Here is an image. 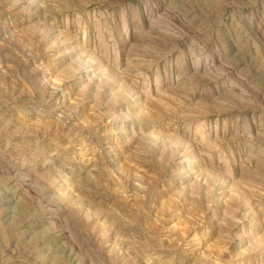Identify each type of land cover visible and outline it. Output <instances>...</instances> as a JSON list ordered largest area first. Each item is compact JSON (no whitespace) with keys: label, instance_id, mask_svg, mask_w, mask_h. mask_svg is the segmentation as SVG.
Returning a JSON list of instances; mask_svg holds the SVG:
<instances>
[{"label":"rangeland","instance_id":"1","mask_svg":"<svg viewBox=\"0 0 264 264\" xmlns=\"http://www.w3.org/2000/svg\"><path fill=\"white\" fill-rule=\"evenodd\" d=\"M0 264H264V0H0Z\"/></svg>","mask_w":264,"mask_h":264},{"label":"bare ground","instance_id":"2","mask_svg":"<svg viewBox=\"0 0 264 264\" xmlns=\"http://www.w3.org/2000/svg\"><path fill=\"white\" fill-rule=\"evenodd\" d=\"M79 67V66H78ZM85 67V68H84ZM83 68H78L77 69V71H79V72H81L82 74H84V75H87L88 74V69H87V67L86 66H84ZM133 75V74H132ZM130 78V77H129ZM133 79V78H132ZM140 80V79H139ZM138 80V78L137 77H135V79L134 80H131L133 83H134V85H137V84H139V81ZM143 83V82H142ZM143 85V84H142ZM90 86V85H89ZM138 86H140L141 87V85H138ZM160 86V85H159ZM92 87V86H91ZM143 89V88H142ZM144 90H146V89H144ZM141 91H143V90H141ZM157 91V90H156ZM146 91H144L143 93H145ZM160 92V91H159ZM142 93V94H143ZM150 93V92H149ZM141 94V93H140ZM148 94V93H147ZM151 94V93H150ZM144 95H146V93L144 94ZM145 97V96H144ZM149 98V97H148ZM147 98V99H148ZM146 99V98H145ZM150 99H152V98H150ZM199 125V124H198ZM196 128V127H195ZM197 130V129H196ZM199 130H197V132H198ZM196 132V131H195ZM199 134V133H198ZM195 136H197V134L195 135ZM202 134L200 135V140L199 141H201L202 143H203V139H202ZM198 138V137H197ZM199 141H198V143H199ZM204 142H205V140H204ZM197 143V142H196ZM204 144V143H203ZM209 145V144H208ZM43 152V151H42ZM182 157V156H181ZM17 160V159H16ZM181 162V161H180ZM16 165H19L20 163L17 161L16 163H15ZM15 164H14V166H15ZM23 164V163H22ZM18 167V166H17ZM16 170V169H15Z\"/></svg>","mask_w":264,"mask_h":264}]
</instances>
